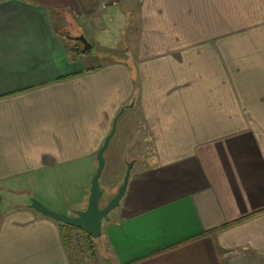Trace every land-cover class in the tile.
Segmentation results:
<instances>
[{"label":"crops","instance_id":"obj_1","mask_svg":"<svg viewBox=\"0 0 264 264\" xmlns=\"http://www.w3.org/2000/svg\"><path fill=\"white\" fill-rule=\"evenodd\" d=\"M65 20L125 21L124 53L82 61ZM124 105L151 149L103 226L112 263L264 264V0H0V264H73L30 196L59 173L53 207H86L72 175L95 173Z\"/></svg>","mask_w":264,"mask_h":264},{"label":"rangeland","instance_id":"obj_2","mask_svg":"<svg viewBox=\"0 0 264 264\" xmlns=\"http://www.w3.org/2000/svg\"><path fill=\"white\" fill-rule=\"evenodd\" d=\"M78 23L80 26L79 28L80 30L76 28L73 22L67 20L64 21V25L69 31V33H67V36L70 35V37H68V40L71 42V44L74 45L78 43V46L80 45L79 47L81 50V42L76 38V36H78L81 32H83L84 34H86V36L89 38L90 41L94 42L93 43L94 45L93 48L88 52H82L79 49H75L74 46V48H72L71 51L72 55H76V57L78 56L82 61L86 63L100 62L102 61L103 57H106L109 54H113L114 52L118 56L122 55L123 51H118V50L114 51V50L120 49L121 48L120 46L123 47V39H125L124 37L125 35L122 34L123 30L121 28H124L125 21L124 23H122L121 27L117 26V28L114 27L115 28L114 29L113 25H111V27L109 26L107 30H104V28H102L101 30H97V28L93 26L87 27L85 24H83L82 27L79 21ZM117 128H119L118 134L116 133L114 135L113 139H111L108 149L106 150L107 162L103 170L102 176L100 178L101 186L104 189V194L102 198L103 203H105L107 199L117 191L118 186L120 185L118 184V180H120V177H122L123 180L127 169V161L134 159L133 158L135 157L134 152H139L140 154L145 153L141 150L142 147L139 144L142 138L144 137L146 138V140L144 139L145 140L144 142L147 145H145L144 147L146 149H149V153L151 149L149 142L150 138L146 136L147 129L144 125L141 111L138 108L135 107L126 108L118 119ZM130 133L132 134L130 135ZM122 155H124L123 156L124 159H121ZM125 158L128 160L126 161ZM141 165L142 163L137 162L136 165H134V168L131 170L132 174L137 172V170L140 169ZM57 175H53L54 183L51 184L50 187L51 190H53L51 196H46L45 194L48 193H44V192L40 193L41 194L40 196H42L41 198H45L44 200H46V203L45 202L44 203L48 205L50 208L59 210L57 209L59 207L55 208L53 206H59L60 203L59 205H53V204H56V202H60V200L64 199L63 197L65 195L61 194L62 188L65 189L64 185H68L69 180L65 179L59 173ZM92 176L88 177L87 175V177H84L83 175L77 173L76 175L74 174L72 175L71 181L72 180L76 181L75 183L77 184H80L84 179L86 180V182H91ZM72 185L76 189L77 186L75 184ZM31 196L36 197L35 195H31ZM66 203L67 206H70L68 201ZM71 203H73L74 205V202ZM118 207H120V205ZM118 207H116L115 209H117ZM71 208L72 207H69V209ZM115 209H113L109 213V218L112 215H114ZM105 222H107V219H104L103 226L106 224ZM94 241H95L94 242L95 247H94L93 258L88 257V255L84 252L83 249H85L87 244L86 242L82 241V239L73 240L71 242L70 248L72 252L73 264H113L112 256L110 255L106 242L102 238V236L94 237Z\"/></svg>","mask_w":264,"mask_h":264},{"label":"water","instance_id":"obj_3","mask_svg":"<svg viewBox=\"0 0 264 264\" xmlns=\"http://www.w3.org/2000/svg\"><path fill=\"white\" fill-rule=\"evenodd\" d=\"M76 38L81 42L82 52H88L93 48L92 41H90L86 34H84L83 32L76 36ZM130 105H124L116 114L113 120L112 128L108 135L105 137L103 144L97 152L98 166L91 179L86 207L71 208L70 212H63L54 208H50L48 205L34 196H31V207L35 208L43 215L51 217L57 221L83 227L93 237H100L102 235L103 221L104 219L109 220V213L120 205L122 198L126 194L131 177V170L136 161V159L127 161V169L122 182L118 186L117 191L112 196H110L105 203H103L102 198L104 189L101 186L100 178L106 165L105 152L110 145L111 139L116 133L119 117L123 113L125 106Z\"/></svg>","mask_w":264,"mask_h":264},{"label":"trees","instance_id":"obj_4","mask_svg":"<svg viewBox=\"0 0 264 264\" xmlns=\"http://www.w3.org/2000/svg\"><path fill=\"white\" fill-rule=\"evenodd\" d=\"M59 222L62 226V233L65 238L66 244L70 246L73 240L82 239V241L86 242L88 246V247L86 246L85 249H83L84 252L88 255V257L93 258L94 247H95L94 237L91 234H89L83 227L73 225V224H67L61 221Z\"/></svg>","mask_w":264,"mask_h":264}]
</instances>
